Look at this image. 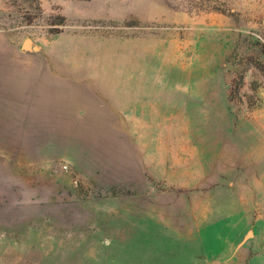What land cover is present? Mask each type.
I'll return each instance as SVG.
<instances>
[{"label":"rangeland","instance_id":"obj_1","mask_svg":"<svg viewBox=\"0 0 264 264\" xmlns=\"http://www.w3.org/2000/svg\"><path fill=\"white\" fill-rule=\"evenodd\" d=\"M0 68V264H264V0H0Z\"/></svg>","mask_w":264,"mask_h":264},{"label":"crops","instance_id":"obj_2","mask_svg":"<svg viewBox=\"0 0 264 264\" xmlns=\"http://www.w3.org/2000/svg\"><path fill=\"white\" fill-rule=\"evenodd\" d=\"M17 75L15 70L0 68V119H31L34 114L31 85L17 84ZM2 79L8 94L2 92ZM4 248L0 244V250Z\"/></svg>","mask_w":264,"mask_h":264}]
</instances>
